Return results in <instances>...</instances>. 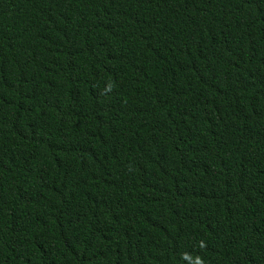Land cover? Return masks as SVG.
<instances>
[{
    "label": "trees",
    "instance_id": "1",
    "mask_svg": "<svg viewBox=\"0 0 264 264\" xmlns=\"http://www.w3.org/2000/svg\"><path fill=\"white\" fill-rule=\"evenodd\" d=\"M0 264H264V0H0Z\"/></svg>",
    "mask_w": 264,
    "mask_h": 264
}]
</instances>
